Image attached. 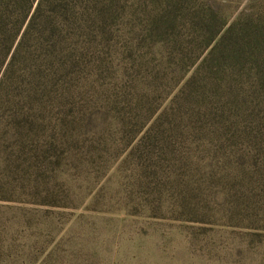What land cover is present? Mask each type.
I'll return each mask as SVG.
<instances>
[{
    "label": "rangeland",
    "instance_id": "rangeland-1",
    "mask_svg": "<svg viewBox=\"0 0 264 264\" xmlns=\"http://www.w3.org/2000/svg\"><path fill=\"white\" fill-rule=\"evenodd\" d=\"M250 6L264 0H101L19 110L33 119L19 149L7 83L0 264H264L242 145L193 135L185 96L208 36Z\"/></svg>",
    "mask_w": 264,
    "mask_h": 264
},
{
    "label": "trees",
    "instance_id": "trees-1",
    "mask_svg": "<svg viewBox=\"0 0 264 264\" xmlns=\"http://www.w3.org/2000/svg\"><path fill=\"white\" fill-rule=\"evenodd\" d=\"M100 1L0 0V93L13 81L14 95L3 106L17 111L10 123L18 149L33 125L31 113L19 110L32 104L41 81L52 83L63 73ZM259 8L247 7L212 31L185 96L193 135L214 139L218 147L242 145L237 166L254 174L249 199L264 209V7Z\"/></svg>",
    "mask_w": 264,
    "mask_h": 264
}]
</instances>
